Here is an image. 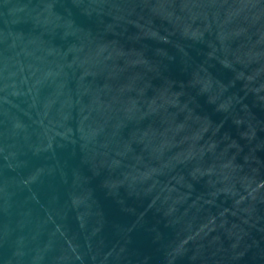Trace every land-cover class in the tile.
I'll use <instances>...</instances> for the list:
<instances>
[{
	"label": "water",
	"instance_id": "water-1",
	"mask_svg": "<svg viewBox=\"0 0 264 264\" xmlns=\"http://www.w3.org/2000/svg\"><path fill=\"white\" fill-rule=\"evenodd\" d=\"M0 264H264V0H0Z\"/></svg>",
	"mask_w": 264,
	"mask_h": 264
}]
</instances>
